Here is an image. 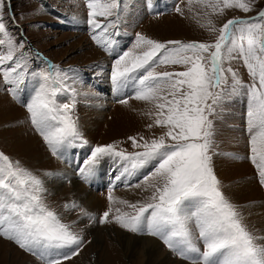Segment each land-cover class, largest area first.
Returning a JSON list of instances; mask_svg holds the SVG:
<instances>
[{
    "label": "snow or ice",
    "instance_id": "snow-or-ice-1",
    "mask_svg": "<svg viewBox=\"0 0 264 264\" xmlns=\"http://www.w3.org/2000/svg\"><path fill=\"white\" fill-rule=\"evenodd\" d=\"M197 2L213 14L225 9L248 13L253 8V0ZM86 7L92 40L111 51L123 14L121 0H87ZM2 8L0 5V78L13 86L8 90L15 96L23 91L28 66L23 54L17 55L24 45L8 33ZM209 30L217 31L214 26ZM225 59H242L253 82L245 85L231 67L224 69ZM161 66L184 70L156 71ZM225 72L231 74L230 85ZM31 75L36 84L25 107L52 155L61 158L69 149L88 146L70 115L74 103L58 102L64 81L60 70L50 66ZM111 83L118 92L133 88L136 100L153 104L154 125L165 129L150 141L129 137L137 151L128 152L115 143L91 147L79 167L80 176L88 180L102 162L118 163L121 170L115 180L123 179L125 184L140 170L151 168L142 181L153 189L149 202L128 204L131 214L116 209L115 222L130 232L158 237L190 264H264V244H258L243 224L215 175L214 131L209 120L217 106L246 89L249 159L264 186V10L249 19H228L212 43L159 42L137 33L132 48L114 60ZM120 102L126 104L127 100ZM45 191L40 178L0 153V238L12 241L43 264H64L79 254L83 239L47 207ZM108 199L113 200L111 193ZM110 212L103 213L101 223L109 221ZM61 249L70 251L60 253Z\"/></svg>",
    "mask_w": 264,
    "mask_h": 264
},
{
    "label": "rangeland",
    "instance_id": "rangeland-1",
    "mask_svg": "<svg viewBox=\"0 0 264 264\" xmlns=\"http://www.w3.org/2000/svg\"><path fill=\"white\" fill-rule=\"evenodd\" d=\"M86 3L87 0H0V5H3V22L8 33L15 41H22L24 45L17 55L22 53L28 66L26 83L21 86L23 91L15 96L8 90L13 86L5 84L0 78V153L13 161H19L24 168L42 180L46 189L43 198L47 207L72 232L82 237L79 254L65 260L64 264H98L102 250L107 251L106 244H113L110 242L115 240L111 231L126 232L125 234L139 238H155L163 247L154 241L164 252L171 253V260L190 264V261L171 251L158 237L146 232H130L113 219L118 208L121 212L131 214L133 209L128 204L149 202L153 189L142 181L151 168L140 170L127 184L123 179L115 180L121 169L118 163L112 161L102 162L88 180L80 176L78 169L89 155L91 147L115 143L128 152L137 151L138 149L131 147L129 137L137 140L143 137L150 141L165 131L154 125V105L136 100L133 88L121 89V96L109 95L116 91L111 83L114 60L123 51L132 48L137 33L159 42L179 40L185 43H212L223 23L233 18L256 17L260 10H264V0H253L252 11L248 13L239 9H225L222 14H213L197 0H193L191 4L188 0H121L123 14L116 30L119 34L113 37L116 43L112 45L111 51H106L92 40V28L87 23ZM177 7L180 8L179 12L176 11ZM208 20L212 21V25H207ZM212 26L217 29L216 32L209 30ZM50 66L58 68L64 77L58 102L74 103L75 107L70 115L76 121L81 136L88 141V146L69 149L61 158L52 155L31 124L25 107L36 84L31 73L49 69ZM222 67H231L245 85L253 82L242 59H225ZM182 70L181 66H161L156 69L158 72ZM225 75L230 85L231 74L225 72ZM92 77L97 83L101 80V86L98 87ZM245 93L246 89H241L239 94L217 106L216 111L209 115L214 131L211 150L213 168L221 183V190L240 213L243 224L257 238L258 244H264V186L260 184L258 171L249 159L248 97ZM122 100H127V103H121ZM100 103L112 105L106 106L102 110L103 115L99 117L96 115V105ZM150 124L153 127L149 128ZM27 140L28 144L23 143ZM41 162L46 163V168L39 169ZM64 173L70 178L62 177ZM97 178L101 183H95ZM73 182L92 192L96 202L93 207L80 202ZM137 183L141 184L139 188L131 186ZM110 193L113 197L111 202L108 199ZM121 201H126L127 204ZM73 203L77 207H70ZM109 209V221L101 223L103 213ZM191 227L195 232V226ZM104 229L112 234H105L100 242L95 241L92 233ZM0 241L16 251L15 260L13 259L15 262L9 261L5 250V258L1 255L0 264H43L42 260L20 249L12 241L4 238H0ZM114 247L117 245L114 244ZM4 248L8 250L7 247ZM58 251L64 253L70 249ZM119 258L121 264H129L122 254ZM99 264L104 262L100 259ZM113 264L117 263L114 261Z\"/></svg>",
    "mask_w": 264,
    "mask_h": 264
},
{
    "label": "bare ground",
    "instance_id": "bare-ground-1",
    "mask_svg": "<svg viewBox=\"0 0 264 264\" xmlns=\"http://www.w3.org/2000/svg\"><path fill=\"white\" fill-rule=\"evenodd\" d=\"M100 83H102L101 80H99L98 86L100 85ZM117 93H120V91L119 92L117 91L116 93H113V94L116 95ZM111 105H112L111 103H108V104H104V103L97 104L96 106H97V113L98 114H96V115L99 116V117L102 116L103 113H104L102 110L106 106L109 107ZM23 143H27L28 144L29 140H27L26 142H23ZM44 168H46V163L45 162H43V163L41 162L40 165H39V169H44ZM62 177H69L70 178V176L68 174L66 175V173H64V175ZM95 183H101V180H99L97 178ZM73 186H74V189L76 190V196H77V198L79 197L78 199L80 200L81 203H83L84 205L86 204V206L88 205L90 208L94 206V203L96 204V202L93 200V197H92V194H91L92 192H89L87 190V187H85L84 185H82V186L85 187L86 189L82 188V187H79L74 182H73ZM68 193H70V192H68ZM83 207H85V206H83ZM107 231H108V229H104V230H101V231L100 230H96V231H94L92 233V235H94L93 238L95 239V241H99V242L103 238H105V234H112L113 233L114 236H115V240H113L115 243L114 242H110V243H113V244H108L107 243L106 244L107 251L105 252V251L102 250V253L100 255V259L104 262V264H113L114 261L117 264H121V261H120V258H119L120 254H122V256L125 259H127L129 264H184V263H186V262L182 263L183 261L180 262L181 260H179V261H176V260H173V259L171 260L170 257H169L170 256L169 254H171V253L168 252L165 248L164 249L169 254L164 252L162 250V248L160 247L161 244L155 238H153V239L156 240L160 245L156 241H154L152 239H147V238H142V237L141 238L134 237V236L125 234L126 232L123 233V232H120V231H111L112 233H107ZM139 235L147 237V235H145V234H139ZM114 244H116L117 247H114ZM4 246L7 247L8 250L5 249ZM119 248H120V251L118 250ZM5 250H6V256L9 258V261L10 262H12V261L15 262L14 258L16 256L14 254H16V251H14L10 247V245H8L7 243H3L2 241H0V260L2 259L1 255H3V257L5 258ZM100 259H98L99 260L97 262L98 264L100 263ZM186 264H189V263H186Z\"/></svg>",
    "mask_w": 264,
    "mask_h": 264
}]
</instances>
